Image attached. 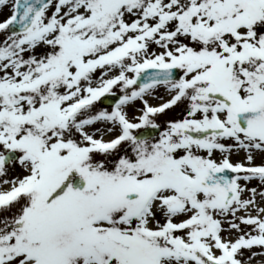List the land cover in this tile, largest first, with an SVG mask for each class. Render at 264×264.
Returning <instances> with one entry per match:
<instances>
[{"label":"snow or ice","instance_id":"snow-or-ice-1","mask_svg":"<svg viewBox=\"0 0 264 264\" xmlns=\"http://www.w3.org/2000/svg\"><path fill=\"white\" fill-rule=\"evenodd\" d=\"M0 264H264V0H0Z\"/></svg>","mask_w":264,"mask_h":264},{"label":"rangeland","instance_id":"rangeland-1","mask_svg":"<svg viewBox=\"0 0 264 264\" xmlns=\"http://www.w3.org/2000/svg\"><path fill=\"white\" fill-rule=\"evenodd\" d=\"M153 102L155 103V101H153ZM169 115H171V113Z\"/></svg>","mask_w":264,"mask_h":264}]
</instances>
